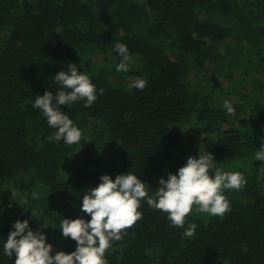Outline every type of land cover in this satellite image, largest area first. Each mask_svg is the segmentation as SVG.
Segmentation results:
<instances>
[{
  "label": "trees",
  "instance_id": "16d2710c",
  "mask_svg": "<svg viewBox=\"0 0 264 264\" xmlns=\"http://www.w3.org/2000/svg\"><path fill=\"white\" fill-rule=\"evenodd\" d=\"M117 41L132 56L128 73L115 70ZM70 63L97 99L61 106L82 132L66 145L32 103L55 95L52 77ZM135 76L144 89L128 88ZM262 140L264 0H0V264H13L2 245L16 220L43 231L53 255L70 253L76 243L59 222L90 219L82 195L101 175L131 171L151 194L199 148L244 177L224 190L230 210L210 216L193 205L187 237L142 201L107 264H264V162L254 161Z\"/></svg>",
  "mask_w": 264,
  "mask_h": 264
},
{
  "label": "clouds",
  "instance_id": "9594fccd",
  "mask_svg": "<svg viewBox=\"0 0 264 264\" xmlns=\"http://www.w3.org/2000/svg\"><path fill=\"white\" fill-rule=\"evenodd\" d=\"M112 50L120 57L115 70L128 73L133 59L127 45L117 41ZM80 69L81 65L78 68L75 63L68 64L52 77L57 84L55 95L46 90L43 95L35 96L32 103L33 109L46 119L47 126L55 129L51 139L66 145L79 143L82 132L67 112L61 111V106L84 101V107H90L97 99L96 85ZM146 84L145 78L135 76L129 78L128 88L142 90ZM99 91L102 94L103 90ZM222 107L228 115L236 111L228 99L223 101ZM198 153V157L189 156L175 173L169 172L166 179L161 177L159 187L151 194L145 187L148 183L131 171L121 173L115 179L109 174L101 175L98 186L83 191L80 211L90 219L63 217L59 222L62 238L75 241L74 251H57L53 255V246L45 233L40 229L33 231L30 221L25 219L13 223V230L7 240H3L2 254L12 259L13 264H107L106 250L112 242L121 239L123 229L139 219L142 201L150 208L166 213L172 226L184 229L183 235L191 237L197 225L188 223L185 228V218L193 205L200 213L223 216L230 210L224 190H239L246 182L238 171L215 167L210 151L199 148ZM254 161L264 162V140L255 152ZM32 195L39 198L36 193Z\"/></svg>",
  "mask_w": 264,
  "mask_h": 264
},
{
  "label": "rangeland",
  "instance_id": "374dc122",
  "mask_svg": "<svg viewBox=\"0 0 264 264\" xmlns=\"http://www.w3.org/2000/svg\"><path fill=\"white\" fill-rule=\"evenodd\" d=\"M243 70H244V69H243ZM237 100H238V98H237V97H234V98H233V101H237Z\"/></svg>",
  "mask_w": 264,
  "mask_h": 264
}]
</instances>
